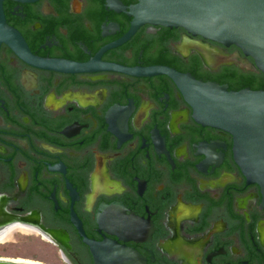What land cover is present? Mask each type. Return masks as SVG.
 I'll return each mask as SVG.
<instances>
[{"label":"flooded vegetation","instance_id":"1","mask_svg":"<svg viewBox=\"0 0 264 264\" xmlns=\"http://www.w3.org/2000/svg\"><path fill=\"white\" fill-rule=\"evenodd\" d=\"M133 20L107 0H0V260L95 264L79 224L146 264H264L259 186L169 77L40 68L6 42L16 31L35 56L75 63L106 47L101 64L128 68L197 54L182 27L129 34Z\"/></svg>","mask_w":264,"mask_h":264},{"label":"water","instance_id":"2","mask_svg":"<svg viewBox=\"0 0 264 264\" xmlns=\"http://www.w3.org/2000/svg\"><path fill=\"white\" fill-rule=\"evenodd\" d=\"M107 1L112 8L134 15L129 34L145 23L182 27L188 33L184 55L195 51L208 69L214 71L235 64L264 74V0H138L129 7ZM12 32L13 38L6 42L22 59L36 67L66 72L113 70L135 76L169 77L197 123L232 135L234 160L247 183L259 186L264 207V88L230 89L227 83L203 80L190 71L164 64L134 68L101 64L99 57L106 47L86 63L40 58L29 50L19 33ZM196 36L201 38L195 39ZM211 42L224 47L233 45L237 49L227 52ZM142 226L144 221L135 218V227ZM78 227L91 248L95 264H146L136 250L110 240L89 239L81 225ZM0 264L25 263L0 260Z\"/></svg>","mask_w":264,"mask_h":264},{"label":"trees","instance_id":"3","mask_svg":"<svg viewBox=\"0 0 264 264\" xmlns=\"http://www.w3.org/2000/svg\"><path fill=\"white\" fill-rule=\"evenodd\" d=\"M169 65L181 71H190L195 77L203 80L227 83L230 89H241L246 86L252 89L264 88V74L261 71H251L246 68H240L235 64L224 65L212 71L203 65L201 58L197 54L189 57L187 61L185 59L172 58Z\"/></svg>","mask_w":264,"mask_h":264},{"label":"rangeland","instance_id":"4","mask_svg":"<svg viewBox=\"0 0 264 264\" xmlns=\"http://www.w3.org/2000/svg\"><path fill=\"white\" fill-rule=\"evenodd\" d=\"M34 252H35V251L32 250V248L30 247V248L27 249V253H26L25 255H27V254L30 255V254H32V253H34ZM28 255H27V258L30 257V256H28Z\"/></svg>","mask_w":264,"mask_h":264}]
</instances>
